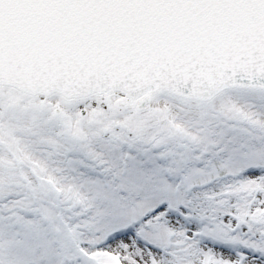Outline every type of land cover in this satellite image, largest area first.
Here are the masks:
<instances>
[{"label":"snow or ice","instance_id":"1","mask_svg":"<svg viewBox=\"0 0 264 264\" xmlns=\"http://www.w3.org/2000/svg\"><path fill=\"white\" fill-rule=\"evenodd\" d=\"M0 264H264V0H0Z\"/></svg>","mask_w":264,"mask_h":264}]
</instances>
